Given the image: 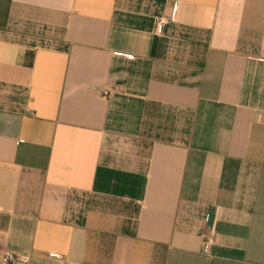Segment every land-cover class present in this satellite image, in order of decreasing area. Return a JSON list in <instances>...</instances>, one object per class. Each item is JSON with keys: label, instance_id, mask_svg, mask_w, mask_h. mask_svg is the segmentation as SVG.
I'll use <instances>...</instances> for the list:
<instances>
[{"label": "crops", "instance_id": "crops-1", "mask_svg": "<svg viewBox=\"0 0 264 264\" xmlns=\"http://www.w3.org/2000/svg\"><path fill=\"white\" fill-rule=\"evenodd\" d=\"M8 251L264 264V0H0Z\"/></svg>", "mask_w": 264, "mask_h": 264}, {"label": "built area", "instance_id": "built-area-1", "mask_svg": "<svg viewBox=\"0 0 264 264\" xmlns=\"http://www.w3.org/2000/svg\"><path fill=\"white\" fill-rule=\"evenodd\" d=\"M172 20L173 19L170 17L159 18L157 20V26H156L157 34L162 35L164 32V28L167 25L171 24ZM214 241L215 240L212 237H209L206 241V247L209 248L214 243ZM19 261L20 258L17 254L8 251L2 256L1 264H16Z\"/></svg>", "mask_w": 264, "mask_h": 264}]
</instances>
